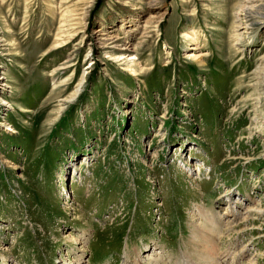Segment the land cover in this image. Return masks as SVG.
I'll use <instances>...</instances> for the list:
<instances>
[{
  "label": "rangeland",
  "instance_id": "rangeland-1",
  "mask_svg": "<svg viewBox=\"0 0 264 264\" xmlns=\"http://www.w3.org/2000/svg\"><path fill=\"white\" fill-rule=\"evenodd\" d=\"M240 3L0 0V264H98L117 241L99 264H119L132 222L135 256L175 221L193 264L211 242L264 264V0L241 43Z\"/></svg>",
  "mask_w": 264,
  "mask_h": 264
},
{
  "label": "bare ground",
  "instance_id": "bare-ground-1",
  "mask_svg": "<svg viewBox=\"0 0 264 264\" xmlns=\"http://www.w3.org/2000/svg\"><path fill=\"white\" fill-rule=\"evenodd\" d=\"M242 3V4H241ZM241 3H240V5H239V8H238V13H237V15L238 16H244L243 18L244 19H237V22H239V26H238V30H239V35H240V38H239V43H241L245 38H246V35L249 33V31L252 29V27H253V25H254V23L257 21V19H255V18H258L259 16H260V14L258 13V12H255V10H257V9H259V8H262V5H261V0H241ZM244 20H245V22H244ZM250 34V33H249ZM2 36V33H1V28H0V57H3V55H4V52L6 51V49L4 48L5 46H6V44H4L3 45V42H4V39L1 37ZM102 36H106V34H103ZM127 39H129V38H127ZM113 40H115V41H113ZM119 40L120 39H115V38H108V39H106V41L103 43V45H107L108 44V42L109 41H113V42H111L110 44H115V43H118L119 42ZM103 41V40H102ZM2 43V44H1ZM107 48H109V46H106ZM131 56V55H130ZM261 61H264V58L261 60ZM0 64H2L1 63V61H0ZM261 68V67H260ZM0 69H3V66H0ZM262 70H263V74H264V66L262 65ZM2 75H3V72L1 73V70H0V82H3L4 81V78H2ZM86 77V76H85ZM5 88L6 89H8V88H10L6 83H3V84H1L0 83V89L2 90V91H7V90H5ZM81 88V85L77 88V90H76V92H75V95H79L78 93L80 92V89ZM4 100V105H9V103L5 100V99H3ZM2 127L3 128H6L8 131H10V132H12V133H14V130L12 129H10V127H9V124H2ZM198 171V170H197ZM201 171H202V169H199V173H201ZM231 204H238V202L235 200V202H232ZM229 206V205H228ZM196 211L201 215V214H203V215H207L206 213H208L206 210H205V208L204 207H200V206H198L197 207V209H196ZM206 211V212H205ZM258 212V214L261 212L262 213V210H259L258 208H251V209H249V210H247V211H245V218H244V221L243 222H248V221H250V216H251V214L253 215L255 212ZM249 213H251L250 214V216L249 215H247V214H249ZM225 215H227L226 217H231V218H238V217H236V215H235V213H234V211H231L230 210V207L227 209V214H225ZM228 218V219H229ZM251 220H253V219H251ZM213 223V222H212ZM216 226H218L219 224H217V223H214ZM201 227V226H200ZM216 229L217 230V227H212V229ZM198 229V228H197ZM199 231H200V229H199ZM244 231H245V229H244ZM202 232V231H201ZM203 232H204V230H203ZM206 232V231H205ZM210 232V231H209ZM208 233V232H207ZM198 235V234H197ZM200 235V234H199ZM201 236V235H200ZM206 236V235H205ZM201 237H203V235L201 236ZM207 238H208V236H207ZM210 239V238H209ZM204 240V239H203ZM206 241V240H205ZM212 244H210L211 245V247H210V249L208 250V253L206 254V255H204V256H202V258H199L200 259V261L201 260H203L204 261V263H207V264H229V262H228V260L227 259H221V260H219V259H215V258H217L218 256H219V253H218V250H217V246L215 245V242H211ZM81 244H82V242H81ZM198 245H199V241H198ZM149 246H147V248H148ZM152 249V248H151ZM151 249H149V250H147V251H145V252H142V253H140V252H138L137 251V249H136V255L138 256V258H137V260L136 261H134V264H145V263H147V262H149L148 264H169L170 263V261H171V257H167V259H165V254H163V253H155L156 251H159V249L157 248V249H155L154 251H153V254H148L150 251H151ZM207 249V248H206ZM213 251H215V252H213ZM144 253H147L148 255L146 256V258L145 259H142V258H144L143 257V254ZM239 253H241V251L239 252ZM239 253H237V255H239ZM242 254V253H241ZM225 256H229V254H226ZM244 255H242V257H243ZM187 256H185L184 255V252H181V254L179 255V257H178V261L180 260V263L181 264H193V262L190 260V259H187L186 258ZM224 257V256H223ZM222 257V258H223ZM190 258V257H189ZM6 259V258H5ZM129 259H127V258H125V261H124V264H131V262L130 261H128ZM234 260H235V258H234ZM145 262V263H144ZM75 264H83V262H82V260H80V261H78V262H76ZM174 264H179V263H174Z\"/></svg>",
  "mask_w": 264,
  "mask_h": 264
}]
</instances>
